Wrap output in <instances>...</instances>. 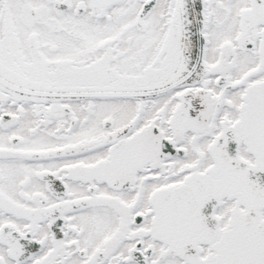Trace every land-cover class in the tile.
<instances>
[{
	"label": "snow or ice",
	"instance_id": "snow-or-ice-1",
	"mask_svg": "<svg viewBox=\"0 0 264 264\" xmlns=\"http://www.w3.org/2000/svg\"><path fill=\"white\" fill-rule=\"evenodd\" d=\"M0 264H264V0H0Z\"/></svg>",
	"mask_w": 264,
	"mask_h": 264
}]
</instances>
